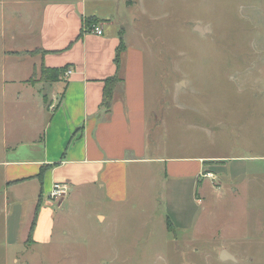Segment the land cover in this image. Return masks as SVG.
<instances>
[{
	"label": "rangeland",
	"instance_id": "rangeland-1",
	"mask_svg": "<svg viewBox=\"0 0 264 264\" xmlns=\"http://www.w3.org/2000/svg\"><path fill=\"white\" fill-rule=\"evenodd\" d=\"M13 1L0 0V91L23 97L30 86L2 80L27 74L26 58L2 54L11 11L27 8ZM124 1L112 18L122 24L105 31L123 30L144 59L147 154L264 156V0ZM206 169L183 177L129 164L124 201L70 188L37 232L0 188V264H264V160ZM223 249L236 261L221 260Z\"/></svg>",
	"mask_w": 264,
	"mask_h": 264
},
{
	"label": "crops",
	"instance_id": "crops-1",
	"mask_svg": "<svg viewBox=\"0 0 264 264\" xmlns=\"http://www.w3.org/2000/svg\"><path fill=\"white\" fill-rule=\"evenodd\" d=\"M120 1H13L24 2L27 8L25 13L11 11L9 50L2 54L9 52L10 62L26 58L27 74L2 80L31 88L23 97L18 91L13 95L5 88L0 91V188L5 203L31 214L35 232L43 217L52 218L53 205L64 209L47 200L55 183L67 185L68 191L97 186L107 199L124 201L129 164L158 163L166 174L197 177L204 166L214 163L264 160V156L147 154L144 59L124 43L117 67L123 30L105 31V26L122 24L121 19H112L114 9L120 12ZM130 3L123 2L126 7ZM87 19L97 21L103 34L86 29ZM116 72L121 80L114 84L110 106L105 107V80Z\"/></svg>",
	"mask_w": 264,
	"mask_h": 264
},
{
	"label": "trees",
	"instance_id": "trees-1",
	"mask_svg": "<svg viewBox=\"0 0 264 264\" xmlns=\"http://www.w3.org/2000/svg\"><path fill=\"white\" fill-rule=\"evenodd\" d=\"M97 23V21L95 20H90V19H87L85 21V27L86 29L89 27H92L93 25H95ZM82 32L80 33V36H81ZM125 48V45H124V42L122 40V37H120V43H119V46L117 48V53H116V63H117V67L119 65V62H118V59L121 55V52L124 50ZM50 70H47L45 72H48ZM62 71V70H60ZM121 80V77L119 76L118 72L115 73V75L107 78L105 80V86H104V90H103V98H102V104L105 106V107H109L110 106V101H111V96H112V90H113V86L114 84L117 82V81H120ZM207 163H212L211 161L207 162ZM207 170V169H206ZM205 170V171H206ZM209 170V169H208ZM207 170V171H208ZM208 172H211L213 173V170H209ZM207 173V172H205ZM168 225L171 226V223L168 222ZM168 228V226H167ZM171 227H169L168 229H170Z\"/></svg>",
	"mask_w": 264,
	"mask_h": 264
},
{
	"label": "built area",
	"instance_id": "built-area-1",
	"mask_svg": "<svg viewBox=\"0 0 264 264\" xmlns=\"http://www.w3.org/2000/svg\"><path fill=\"white\" fill-rule=\"evenodd\" d=\"M90 32L95 34V35H102L103 29L99 25H93L90 28ZM69 73H71V70L67 71V74H69ZM199 175L204 176V177H207V176L209 177V175H212V173L211 172H207V173L199 172ZM67 191H68L67 185L55 183L51 186L47 200L49 202H55V201H57V199L59 197L66 195Z\"/></svg>",
	"mask_w": 264,
	"mask_h": 264
},
{
	"label": "water",
	"instance_id": "water-1",
	"mask_svg": "<svg viewBox=\"0 0 264 264\" xmlns=\"http://www.w3.org/2000/svg\"><path fill=\"white\" fill-rule=\"evenodd\" d=\"M197 29H200V28L197 26ZM220 259L236 261L235 257L224 249L220 251Z\"/></svg>",
	"mask_w": 264,
	"mask_h": 264
}]
</instances>
